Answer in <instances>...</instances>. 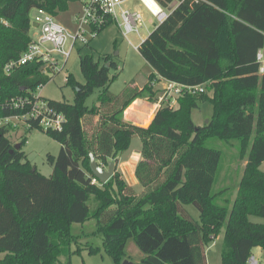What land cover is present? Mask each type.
I'll list each match as a JSON object with an SVG mask.
<instances>
[{
    "label": "trees",
    "instance_id": "1",
    "mask_svg": "<svg viewBox=\"0 0 264 264\" xmlns=\"http://www.w3.org/2000/svg\"><path fill=\"white\" fill-rule=\"evenodd\" d=\"M77 1L84 0H0L1 118L25 112L28 108H9L7 102L19 96L35 100L37 89L59 72L40 58L6 71L35 40L31 11L57 16ZM157 1L170 14L139 47L154 70L143 87L131 84L120 95L111 93L116 63L87 53L80 55L86 83L70 73L66 77L75 92L72 103L41 95L66 118L62 130H46L34 120L24 125L61 143L58 155H48L50 176L28 159L23 150L28 138H12L18 125L0 127V264L69 259L73 224L91 218L117 264L125 259L129 238L144 253L141 264H208L207 246L223 227L222 264H249L255 248L264 250V221L251 220L264 218V72L257 58L264 48V0ZM162 79L205 90L183 89L175 106L161 102L148 126L125 120L136 99L159 101L155 84ZM96 89H103L99 104L90 107L86 101ZM206 102L212 113L197 124L193 114ZM135 135L142 142L136 174L144 190L137 192L117 168L106 183L93 182L90 154L104 166L118 163ZM212 138L238 140L242 155L248 149L237 194L225 204L217 199L229 187L213 191L222 152L207 145ZM92 197L98 202L94 210ZM188 204L199 209V220Z\"/></svg>",
    "mask_w": 264,
    "mask_h": 264
},
{
    "label": "rangeland",
    "instance_id": "2",
    "mask_svg": "<svg viewBox=\"0 0 264 264\" xmlns=\"http://www.w3.org/2000/svg\"><path fill=\"white\" fill-rule=\"evenodd\" d=\"M128 5L141 9L146 18V26L140 29V33L132 32L129 34V39L134 44L142 42L141 36L145 39L156 28L158 22L148 11V9L138 0H130ZM84 10L82 1L72 2L69 8L61 11L55 19L64 25L71 33L76 34L79 30V23L76 21V16L81 15ZM41 12L33 9L30 13L33 37H38V26L36 17L40 16ZM85 39L88 43L78 40L74 45L70 56L65 59L59 53H54L52 60L58 64L59 72L54 73L52 79L45 85L37 89L38 94L56 101H74V89L67 83V75L73 74L78 82L86 83V77L81 70L80 55L92 53L95 59L104 63L105 57L110 56L111 61L116 63V67H111L110 76H116L111 83L109 90L115 95H120L128 85L135 84L143 87L149 80V75L154 71L153 68L146 62L141 55L139 49L135 48L129 40L122 34L118 24L113 22L106 27L102 32L93 36L89 27H85ZM162 87V86H161ZM103 89H96L91 96L88 97L86 103L92 107L99 104V96ZM164 88H162V94ZM205 104V105H204ZM201 110H196L193 114L197 124H203L208 121L212 113L211 103H201ZM19 128L12 131V138L17 142H21L23 138L28 140L23 146L28 159L32 164L39 169L41 173L50 176L53 172L52 165L48 162V155H58L61 150V143L46 134L45 131L34 128L27 130L24 123L16 121ZM141 139L135 135L132 139V144L129 152L141 146ZM208 146L217 148L222 152L220 168L217 174L216 182L213 186V191L217 193L219 190L229 187L226 192L218 196L217 201L225 204V200L234 199L240 180L242 178L244 167L247 164L248 149L242 155L240 151V143L236 139L229 141L212 138L207 142ZM107 168V166H105ZM264 171V162L261 165ZM234 188V189H233ZM233 189V190H232ZM90 207L94 210L98 206V202L92 197L89 201ZM188 211L197 220L200 219L199 209L194 204L185 205ZM251 220L263 222L264 218L253 215ZM98 225L96 218H91L85 224L75 223L72 226V232L76 239L72 244V254L70 258L63 256L61 262L57 264H117L114 258L107 252L104 247L103 235L97 233ZM224 227L221 229L217 237H215L207 246L208 264H222V250L224 247ZM88 245L99 247L98 251L90 252L87 249ZM81 247V249H78ZM125 259L133 263L141 264L144 253L136 244L134 238H129L125 249ZM253 254L259 259L260 264H264V250L255 248ZM124 259V260H125Z\"/></svg>",
    "mask_w": 264,
    "mask_h": 264
},
{
    "label": "built area",
    "instance_id": "3",
    "mask_svg": "<svg viewBox=\"0 0 264 264\" xmlns=\"http://www.w3.org/2000/svg\"><path fill=\"white\" fill-rule=\"evenodd\" d=\"M129 0H84V10L81 15L76 16V21L79 23V30L76 34L71 33L64 25L59 23L55 16L44 11L40 16L36 17L38 26V37H34V42L22 54L21 58L16 62H11L6 66V71L10 72L15 65L26 64L36 58L43 59L49 64H58L52 60L54 53H59L67 59L78 40L85 44L88 41L85 39V27L90 28L93 36L99 34V31L109 23L116 22L122 34L129 42L137 49L145 40L142 36L140 44H134L129 39V34L132 32L140 33V29L146 26V18L141 9L134 8L127 4ZM140 1L156 19L158 24L164 22L169 14L170 9L161 5L157 0H138ZM198 1V0H196ZM176 3H174L175 5ZM257 58L261 63L260 71L264 72V48L257 52ZM183 89L189 92L197 90L204 91V85L186 86L167 80V86L164 87L161 102H165L171 106L177 105V97L182 93ZM36 99L32 100L29 97H14L7 102L9 108L26 109L25 112L9 117H0V127L4 125L17 126L16 121L29 125L30 120L37 121L44 129L62 130L65 121V115L56 111L49 106L47 101L41 98L38 92L35 94ZM97 178L93 182L97 183ZM249 264H260L256 255L252 254L248 259Z\"/></svg>",
    "mask_w": 264,
    "mask_h": 264
},
{
    "label": "crops",
    "instance_id": "4",
    "mask_svg": "<svg viewBox=\"0 0 264 264\" xmlns=\"http://www.w3.org/2000/svg\"><path fill=\"white\" fill-rule=\"evenodd\" d=\"M165 86H167L166 79H162L155 84V88L159 90L158 102H152L147 98L136 99L125 110V114H124L125 120L140 126H148L152 122L158 108L160 107L161 98H162V88H164ZM141 159H142V143L141 146L131 150L130 152L129 150L125 151L121 155L120 160L117 163V169L123 174L126 181L131 186H133L136 189V191L139 193L144 190V187L141 184L136 174L137 165ZM257 249L260 250L262 248L257 247ZM207 259H209L208 253H207Z\"/></svg>",
    "mask_w": 264,
    "mask_h": 264
},
{
    "label": "water",
    "instance_id": "5",
    "mask_svg": "<svg viewBox=\"0 0 264 264\" xmlns=\"http://www.w3.org/2000/svg\"><path fill=\"white\" fill-rule=\"evenodd\" d=\"M20 147H21V144L17 143L14 148L19 149ZM90 157H91V162H90L91 170H92L94 176L102 184L106 183L114 175L115 170L117 168V162H115L113 160L109 161L107 168H106L104 165L100 164L96 160V158L93 154H90ZM122 264H137V263H133L130 260L125 259Z\"/></svg>",
    "mask_w": 264,
    "mask_h": 264
}]
</instances>
